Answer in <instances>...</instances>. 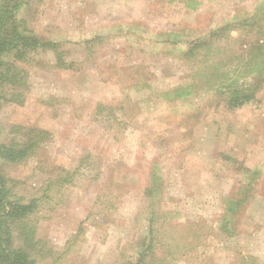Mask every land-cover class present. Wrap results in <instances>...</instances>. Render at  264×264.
<instances>
[{
  "label": "rangeland",
  "instance_id": "1",
  "mask_svg": "<svg viewBox=\"0 0 264 264\" xmlns=\"http://www.w3.org/2000/svg\"><path fill=\"white\" fill-rule=\"evenodd\" d=\"M185 1L29 0L21 11L74 63L39 55L25 64L23 103L0 108L7 129L51 134L4 167L17 196L38 198L36 264H119L141 252L144 264H264V65L254 100L237 109L204 89L161 97L190 82L193 61L178 50L188 41L213 32L221 67L246 62L264 42V0Z\"/></svg>",
  "mask_w": 264,
  "mask_h": 264
},
{
  "label": "trees",
  "instance_id": "2",
  "mask_svg": "<svg viewBox=\"0 0 264 264\" xmlns=\"http://www.w3.org/2000/svg\"><path fill=\"white\" fill-rule=\"evenodd\" d=\"M197 4L195 0L185 1L186 7L195 8ZM28 5L29 0H0V108L5 103H23L28 83L25 64L36 63L39 55L50 51L54 55L55 66L62 69L74 68V63L66 60V51L58 41L40 36L27 25L21 11ZM252 18L244 19V24L251 26L248 22H253ZM256 34L264 38V28L259 27ZM213 35L210 32L207 38L205 36L186 42V49L177 47L185 61H193L190 82L163 91L161 97L164 100L186 98L198 89L209 90L222 97L227 109H237L254 100L261 82L257 76H262L259 73L264 65V42L255 41L251 44L246 55L247 61L242 62L237 69H232L231 60L223 68L222 61L215 60L217 52H213L215 49L209 46L213 43ZM181 43L178 45H183ZM254 72L259 73L255 76ZM50 135L43 128L16 123L7 129L0 122V264H36L33 252L37 244L36 232L30 217L38 206V198L24 199L17 196L4 167L7 164L21 163L34 155ZM56 181L59 182L56 178L48 182L52 185ZM159 189L160 178L154 171L145 191L151 197V205L154 204L152 198L157 197ZM240 202L241 199L237 198L236 206ZM222 227L230 234L232 226L226 216ZM153 228L151 220V231ZM153 242L151 232V243L147 247H151V252ZM144 254L145 252H141L135 261H123L119 264H144Z\"/></svg>",
  "mask_w": 264,
  "mask_h": 264
}]
</instances>
